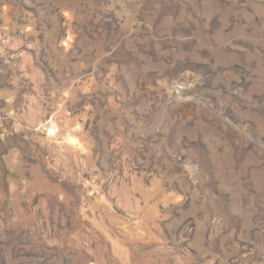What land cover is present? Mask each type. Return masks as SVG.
Masks as SVG:
<instances>
[{
  "label": "rangeland",
  "instance_id": "obj_1",
  "mask_svg": "<svg viewBox=\"0 0 264 264\" xmlns=\"http://www.w3.org/2000/svg\"><path fill=\"white\" fill-rule=\"evenodd\" d=\"M264 264V0H0V264Z\"/></svg>",
  "mask_w": 264,
  "mask_h": 264
},
{
  "label": "bare ground",
  "instance_id": "obj_2",
  "mask_svg": "<svg viewBox=\"0 0 264 264\" xmlns=\"http://www.w3.org/2000/svg\"><path fill=\"white\" fill-rule=\"evenodd\" d=\"M93 264V263H92Z\"/></svg>",
  "mask_w": 264,
  "mask_h": 264
}]
</instances>
